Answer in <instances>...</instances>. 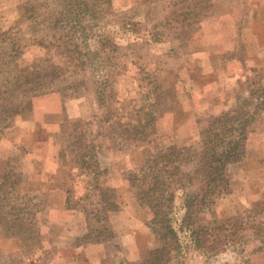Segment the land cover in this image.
<instances>
[{
    "label": "rangeland",
    "instance_id": "obj_1",
    "mask_svg": "<svg viewBox=\"0 0 264 264\" xmlns=\"http://www.w3.org/2000/svg\"><path fill=\"white\" fill-rule=\"evenodd\" d=\"M24 1L0 0V29L20 41L22 67L49 56L56 63L59 76L44 83L45 90L35 98L32 111L17 116L0 135V182L8 171L12 181H21L17 193L9 199L8 209L23 207L27 199L33 201L29 203L28 218L32 232L21 238L9 237L0 227V264H67V259L71 260L68 264H87L83 255L55 246L59 233L46 228L48 205L59 198L50 197L54 190H59L58 195L60 190H71L70 205L84 210L88 220L93 219L102 230L107 239L102 264L140 263L145 256L140 257L138 251L120 241L121 222L117 223L118 234L104 229L103 203L94 188L96 182L110 187L111 194L121 206L126 204L130 213L137 214L131 204L138 205L137 215L142 213L150 229V234L138 235L139 248L149 253L159 247L153 216L137 199L133 176L139 174L150 156L163 150L186 146L200 149L211 117L251 102L248 97V101L239 103L228 100L248 91L243 85H234L237 81L230 80L221 68L233 49L244 48L253 41L255 46L261 44L260 37L252 40L251 35L256 25V33L264 37V28L245 16L259 13V0H209L206 15L194 18L190 26H182L176 16H170L171 22V9H154L153 3L161 0H112L116 21L109 28L117 33L110 39L120 49L112 52L113 59L106 62L95 55L78 60L39 45L32 39L31 22L22 19L20 6ZM198 4L199 0H193L185 6L197 10ZM133 42L135 45H131ZM89 43L93 50L98 46L94 39ZM101 79L107 85H102ZM251 111L260 115L264 112L252 106ZM140 113L156 117L155 132L145 142H132L124 132L134 129L135 124L139 126ZM107 117H111V122H105ZM261 122L262 118L254 121L258 125ZM81 144L83 150H76ZM86 153L95 157L103 172L81 169L78 162ZM194 166L192 161L184 169L192 170ZM58 172L71 175L72 180L61 183L46 176ZM81 173L88 177L91 187L83 198H77L82 185L75 177ZM228 175L231 193L217 199L200 216L206 231L212 232L214 250L209 246L198 249L190 237L191 230L183 228L185 209L182 192H178L175 227L184 245L179 264H264V235L257 236L251 226L264 219L259 208L264 207V165H246L243 160L230 166ZM223 226H233L232 230H237L235 238L229 239ZM43 244L45 252L39 249Z\"/></svg>",
    "mask_w": 264,
    "mask_h": 264
},
{
    "label": "trees",
    "instance_id": "obj_2",
    "mask_svg": "<svg viewBox=\"0 0 264 264\" xmlns=\"http://www.w3.org/2000/svg\"><path fill=\"white\" fill-rule=\"evenodd\" d=\"M190 1L193 0H161L152 3L154 9L160 12L171 9L169 19L170 16H176L182 26H190L194 18L205 16L210 8L209 0H199L197 10L185 6ZM111 3L112 0H25L20 11L22 19L31 22L32 39L39 45L50 50L57 49L78 60L95 55L106 62L113 59L110 56L112 52L120 49L118 43H112L110 39L113 33H117L116 29L109 28L110 23L116 21V12L111 11ZM93 39L98 44L95 50L89 45ZM131 45H135V42ZM20 48L18 39L12 37L9 31L0 29V135L13 125L17 116L31 112L35 98L45 90L44 83H51L59 76L58 67L49 56L40 57L22 67L19 62L23 57ZM100 82L107 85L104 79ZM254 94L258 98L264 97L259 92ZM255 104L264 110V101H251L231 112L211 117L203 132L200 149L186 146L163 150L150 156L139 174L133 176L132 185L137 188V199L151 212L161 245L140 263L130 264H179L184 245L175 227L174 203L180 191L185 209L183 228L191 230L190 237L198 249L209 246L214 250L212 232L209 229L206 231L200 216L212 208L217 199L231 192L228 169L245 156L248 134L258 116L257 111H251V106ZM105 122H111V117H107ZM138 122L139 126L135 124L134 129L125 130L124 133L132 142L137 140L141 143L155 132L156 117L140 113ZM148 128L153 132L148 131ZM82 148L81 144L80 149L76 150ZM192 161H195L194 169H184ZM78 163L84 171L93 169L92 173L103 172L95 157L92 158L88 153L82 154ZM12 178V173L8 171L0 182V227L9 237L21 238L33 231L29 227L32 223H28L31 214L29 203L33 201L27 199L23 207L8 209L11 204L8 203L9 199L17 193L18 184L21 183L19 180L12 181ZM94 188L102 199V220L104 229L108 231V212L116 210L119 205L110 188L102 187L99 181ZM259 208L264 212L263 206ZM89 225V239H104L102 230L93 223V219L89 218ZM251 226L257 236L264 235V219L258 223L254 221ZM222 228L229 232V239L237 235V230H232L233 226Z\"/></svg>",
    "mask_w": 264,
    "mask_h": 264
},
{
    "label": "crops",
    "instance_id": "obj_3",
    "mask_svg": "<svg viewBox=\"0 0 264 264\" xmlns=\"http://www.w3.org/2000/svg\"><path fill=\"white\" fill-rule=\"evenodd\" d=\"M254 1L257 2L258 0ZM258 3L261 7L258 10L260 14L252 13V15L250 16H248V14H246L245 16L250 20L252 24L259 22L262 28H264V0H259ZM255 28L256 25L252 31L251 38L252 40H257L258 37H260L261 44L259 45V47L255 46V43L253 41L252 44L249 43L248 45H245L244 48L238 50L233 49L232 53L229 56L230 58L227 59L226 64H224V66H222L221 68L223 69L222 72L226 74L230 80L234 79L237 81V83H234V85H243L246 92L248 91V93H245L243 95H236L237 98H235V96H230L228 100L231 102L237 101L239 103L240 101H248L247 97L251 99V101H254L256 103L264 101V97L258 98L254 94L256 92H259L261 95H264V78H262L261 80L259 79L260 76L264 77V41H262L264 40V37H261V35L257 34ZM222 52L227 51L225 50ZM237 105L238 107L242 106L240 104ZM255 106L256 105H252V107L257 108V106ZM232 107L235 108V106ZM233 108L230 107V110L232 111ZM261 113L263 114L260 115L258 113L256 120H260V118H262V120L264 121V112L261 111ZM262 124H264V122H261L259 125L257 123H253V126L248 134L247 143H249V145L247 144L248 150H246L244 158L237 163L231 164L230 166L239 164L243 160L246 165L253 162L254 164H259L260 166L264 165V125L262 126ZM46 145L48 146L49 143H46ZM253 156L254 159L252 160ZM63 168L62 171H64ZM73 170H75V167L73 168ZM46 176H48V179L61 183H66L67 180H72L71 175L68 176L66 174H59V172L55 174L47 173ZM75 179H77V182L81 183L82 185V188H80L81 190H79V192H77L78 190L76 191L78 193L77 198H83V196H85L87 192L90 191L91 182L84 173H81L79 176L75 177ZM58 191L54 190L53 194L56 195H50V197L58 196L59 198L56 201H54L53 199L50 201L51 204L48 205L47 215L45 216V220L48 223L46 224V228L48 227L47 229H52L54 231H58L59 233L56 241H54V245L60 246L61 248H69L76 254L83 255L87 264H102V257L105 252L104 247L107 239H89L88 234L90 233V225L86 212H84V210L82 209H78L77 207L70 205L71 190H60V195H58ZM116 202L118 203L119 207L116 210L109 211L107 215L109 221L108 226L110 230H112L113 233H115L116 231L115 234H118L117 223L121 222L123 224L120 235L121 243L131 249L133 248L134 252L138 251L140 257L145 256V258H147L150 252L148 253L147 251H143L142 248H139L140 246L138 235L143 234V232L150 234V229L145 225L144 219L141 216L142 213L140 216L137 215L139 212L138 205L131 204V206H135L134 208L137 212V214H132L129 212L128 206L126 204L121 206V203H119L117 200ZM114 219H116V222L114 221ZM39 243L41 244L40 240ZM43 245H40L39 249L42 248V251L45 252L47 251V249H45V245ZM66 262L68 264L71 262V260L67 259Z\"/></svg>",
    "mask_w": 264,
    "mask_h": 264
}]
</instances>
